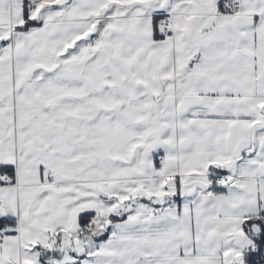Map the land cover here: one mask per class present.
<instances>
[{
	"label": "snow or ice",
	"instance_id": "obj_1",
	"mask_svg": "<svg viewBox=\"0 0 264 264\" xmlns=\"http://www.w3.org/2000/svg\"><path fill=\"white\" fill-rule=\"evenodd\" d=\"M0 264H264V0H0Z\"/></svg>",
	"mask_w": 264,
	"mask_h": 264
}]
</instances>
